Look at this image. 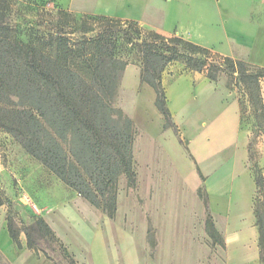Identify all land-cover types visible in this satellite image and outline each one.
Returning <instances> with one entry per match:
<instances>
[{
  "label": "trees",
  "instance_id": "16d2710c",
  "mask_svg": "<svg viewBox=\"0 0 264 264\" xmlns=\"http://www.w3.org/2000/svg\"><path fill=\"white\" fill-rule=\"evenodd\" d=\"M13 11L12 0H0V128L28 155L35 156L37 141L26 127V115L28 111L36 112L56 140L67 146L68 155L97 202L87 200L112 220L117 215L120 179L125 178L129 191L138 183L134 159L136 123L114 105L129 64L141 69L142 85L156 94L155 107L164 118V128L178 137L203 184L199 166L167 107L163 72L173 63H181L187 70L205 72L216 82L220 66L208 62L212 59L241 76L251 92L250 98L259 99L264 67L215 55L179 36L166 37L132 20L100 15L77 18L64 9L40 15L24 25L7 16ZM259 116L264 118V105ZM256 186L264 189V180H256ZM197 195L205 209V233L211 247L225 248L226 241L214 222L204 185L198 188ZM257 222L262 251V222ZM7 230L17 248H22V234L30 250H36L41 242L52 241L71 257L72 264H78L42 216L28 226H18L9 217ZM150 240L155 247L156 241Z\"/></svg>",
  "mask_w": 264,
  "mask_h": 264
},
{
  "label": "rangeland",
  "instance_id": "374dc122",
  "mask_svg": "<svg viewBox=\"0 0 264 264\" xmlns=\"http://www.w3.org/2000/svg\"><path fill=\"white\" fill-rule=\"evenodd\" d=\"M249 1L12 0L14 11L7 16L25 25L40 15L64 9L71 11L77 18L100 15L132 20L145 29L169 38L179 36L210 49L215 55L232 59L230 55L218 51L224 49L225 27H231L226 22L225 5L228 4L234 15L244 20L248 15L255 21L260 18L259 6H252ZM250 6L253 8L247 13ZM245 23L251 24L246 20L239 24ZM208 62L219 64L216 85L231 99L238 100L242 107L239 146L245 169L256 186V180H264V118L259 116L261 105H264V77L259 80V99L252 100L251 92L245 87L241 76L221 62H212V59ZM133 100V95L123 96L119 92L114 105L131 118L130 110L128 107L125 110L123 106L131 104ZM26 127L37 141L36 157L28 155L19 142L0 128L1 228L7 226L9 217L18 226L32 224L36 217L41 216L39 203L45 198L67 202L79 195L97 202L90 186L68 155L67 146L56 140L36 112L28 111ZM160 131H149L151 139L147 146H142L144 152L145 149L149 152L147 156H134L138 172L137 187L133 191L127 190V182L121 178L118 192L120 207L127 212V229L144 233L148 264H254L252 260L232 261L238 260L240 256L239 247H235L232 238L234 225L227 231L226 224L217 219L221 224L220 233L224 237L226 230L230 245L225 238V248L211 247V240L205 233V209L195 186L197 177L190 172L189 162L172 139L166 137L163 147L162 140L158 139ZM140 136L143 134L137 130L136 140ZM255 193L252 200L253 224L258 231L257 220L260 219L264 237V189L256 186ZM235 203L236 200L232 208L236 206ZM249 221L248 217L246 223ZM150 238L156 241L155 247L151 246ZM257 247L260 264H264V250H260L259 239ZM245 249L250 256L255 252L254 244L247 245ZM34 251L35 260L32 264H72L71 257L52 241L41 242ZM4 261L0 255V264H6Z\"/></svg>",
  "mask_w": 264,
  "mask_h": 264
},
{
  "label": "crops",
  "instance_id": "0c3cea01",
  "mask_svg": "<svg viewBox=\"0 0 264 264\" xmlns=\"http://www.w3.org/2000/svg\"><path fill=\"white\" fill-rule=\"evenodd\" d=\"M249 3L259 6L260 15L255 21L247 15L245 20L251 22L250 25H240L245 20L234 15L228 4L225 5L226 18L231 23L226 22L231 27H225L224 49L218 51L264 67V0H250ZM252 6L248 7L247 13ZM140 75L141 69L129 64L121 78L120 89L123 96H134L133 102L123 108L130 110L137 130L143 134L134 144V153L140 157L147 156L149 152L146 149L144 152L142 146H147L151 139L149 131H160L161 128L158 139L162 140L163 147L166 137L172 139L189 162L190 172L197 177L196 189L204 185L219 232L222 230L218 220L226 224L227 231L234 225L232 238L235 247H239L240 256L238 260L232 261L252 260L254 264H260V251L257 247L260 237L253 224L252 208L256 186L245 169L239 146L242 120L238 100L225 94L205 72L187 70L181 63H173L163 72L167 107L179 128L181 139L199 166L205 179L203 184L178 137H175L171 129L164 128V118L155 107L156 94L149 86L142 85ZM72 199L67 202L42 199L39 214L78 264H148L144 233L127 229V212L120 207L119 201L117 215L112 220L85 198L75 195ZM235 200L236 206L232 208ZM242 213H247V216ZM248 217L250 221L246 223ZM226 230L224 238L230 245ZM20 242L22 248H17L7 226L0 227V255L6 264L34 262L35 251L28 248L24 234L20 236ZM252 244L255 252L250 256L245 247Z\"/></svg>",
  "mask_w": 264,
  "mask_h": 264
}]
</instances>
